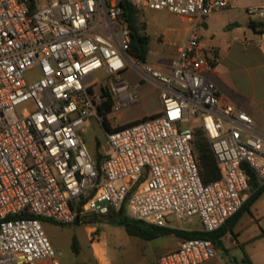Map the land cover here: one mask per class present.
<instances>
[{
  "label": "built area",
  "instance_id": "obj_1",
  "mask_svg": "<svg viewBox=\"0 0 264 264\" xmlns=\"http://www.w3.org/2000/svg\"><path fill=\"white\" fill-rule=\"evenodd\" d=\"M132 1L190 22L169 72L131 60L121 0H0V264H61L44 221L72 225L78 215L123 207L130 219L159 227L182 229L172 222L197 216L202 231L215 233L252 193L246 166L264 185V132L207 78L218 58L197 30L231 1ZM247 12L264 21V6ZM127 61L159 86L162 111L106 131L99 166L82 137L88 119L104 126L105 98L94 91L101 81L94 74L120 79ZM114 92L113 112L138 99L127 83ZM198 129L220 169L208 184L196 152ZM216 254L211 238H183L157 264H202Z\"/></svg>",
  "mask_w": 264,
  "mask_h": 264
},
{
  "label": "crops",
  "instance_id": "obj_2",
  "mask_svg": "<svg viewBox=\"0 0 264 264\" xmlns=\"http://www.w3.org/2000/svg\"><path fill=\"white\" fill-rule=\"evenodd\" d=\"M214 16L207 17L200 35L201 44L215 49L218 58L214 70L206 76L215 83L224 100L247 111L254 118L256 127L264 132V33L256 32L249 25L250 17L243 22L228 19L216 27ZM182 20L188 23L183 35L184 43L190 22ZM180 48L174 52L173 58ZM170 64L165 66V72L170 71ZM151 65L157 68L155 62ZM104 219V216L85 217L78 223L92 225L91 256L95 264H157L163 254L178 249L183 239L173 233L145 239L129 234L119 223L104 222ZM197 222L196 228L183 230L202 231L198 217ZM212 240L217 254L202 264H245V255L253 264H264V190L248 211L237 220H230L214 234Z\"/></svg>",
  "mask_w": 264,
  "mask_h": 264
},
{
  "label": "rangeland",
  "instance_id": "obj_3",
  "mask_svg": "<svg viewBox=\"0 0 264 264\" xmlns=\"http://www.w3.org/2000/svg\"><path fill=\"white\" fill-rule=\"evenodd\" d=\"M232 7L222 12H216L211 15L216 17V27H220L226 20L231 19L237 22H243L249 19L247 10L252 7L264 6V0H230ZM138 7V6H137ZM139 22L144 23L146 30L143 32L150 37V54L147 62L157 65V68L164 71V68L173 59V54L183 43V35L188 25L182 18L168 10H150L138 7ZM210 15V16H211ZM198 33L204 31L203 25L198 26ZM135 63L139 62L137 58L131 57ZM128 62V61H127ZM37 75L36 71L28 73V79H33ZM102 71L94 74V78L101 81L94 87V91L100 93L101 89H106L112 95L114 101L117 96L114 91L127 83L130 87H135L138 99L131 102L118 111H114L108 115V119L112 127L129 124L132 122L143 120L150 116L156 115L162 111V103L160 100V88L152 80L140 73L130 62L128 68L122 73V78H106L103 77ZM107 82L105 86L101 84ZM115 89V90H114ZM118 93V92H117ZM82 137L87 145L91 156L95 158L99 151L104 156V146L106 143V130L100 122L95 119H88L82 128ZM127 211V210H126ZM127 214V212H126ZM104 222L118 223L110 220L108 215L104 216ZM95 222L98 223V220ZM173 225L182 227V229L196 228L199 224L197 217H193L191 222L173 221ZM44 229L50 238L57 256L62 264H95L94 258L91 256L92 246V225L87 222L72 225H60L51 221H44ZM74 239L77 240L78 252L73 249ZM225 258V255H222Z\"/></svg>",
  "mask_w": 264,
  "mask_h": 264
},
{
  "label": "trees",
  "instance_id": "obj_4",
  "mask_svg": "<svg viewBox=\"0 0 264 264\" xmlns=\"http://www.w3.org/2000/svg\"><path fill=\"white\" fill-rule=\"evenodd\" d=\"M120 5L123 8L124 16L126 17L127 21L131 27V37L132 43L129 49V54L137 58L141 61H147V56L149 54L150 48V37L145 35L143 32L146 30V26L144 23L139 22V9L135 5L132 0H121ZM249 25L259 33H264V21H250ZM102 97L105 99L102 101L99 107V114L103 117L104 127L106 131H113L121 129L125 126L130 124H135L140 121L132 122L125 125H120L116 127H112L110 121L108 119V115L113 112L115 101L110 95V93L106 89H102ZM144 118L143 120H145ZM195 145H196V152L199 160L200 165V173L202 180L205 184H208L212 181H215L220 178V169L218 167L217 159L215 154L211 148V145L205 136L204 132L201 129H198L195 133ZM98 154L95 156V159L100 166L102 159L104 156L97 151ZM246 172L249 178V184L252 189V193L249 198L245 201L241 210L230 220H237L242 213L248 211L249 208L254 204L257 198L261 195V192L264 190V185L260 186L258 183L257 175L255 171L246 166ZM86 200L83 199L82 204ZM73 208H79L78 205H72ZM27 215H20L19 217H26ZM88 215H78L77 220L75 223H79L84 221V218ZM108 216L110 220H115L119 224L123 225L129 234L137 235L145 239H153L160 235L164 234H176L181 238H214V234L216 233H206L204 231H186L183 229L178 228H171V227H159L151 224H147L142 221H135L128 217L126 214V209L123 207L119 212L111 211ZM14 218V217H11ZM230 220L227 222L229 223ZM219 234H217L218 236ZM73 249L75 252H78L77 240L74 239L73 242ZM245 264H253L252 261L249 259L247 255H245L244 259Z\"/></svg>",
  "mask_w": 264,
  "mask_h": 264
},
{
  "label": "water",
  "instance_id": "obj_5",
  "mask_svg": "<svg viewBox=\"0 0 264 264\" xmlns=\"http://www.w3.org/2000/svg\"><path fill=\"white\" fill-rule=\"evenodd\" d=\"M95 217H97V218H102V215H97V216H95V215H90V216H88V217H86L87 219H93V218H95Z\"/></svg>",
  "mask_w": 264,
  "mask_h": 264
}]
</instances>
